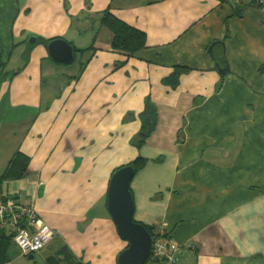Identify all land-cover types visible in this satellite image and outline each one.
<instances>
[{
  "label": "crops",
  "instance_id": "0c3cea01",
  "mask_svg": "<svg viewBox=\"0 0 264 264\" xmlns=\"http://www.w3.org/2000/svg\"><path fill=\"white\" fill-rule=\"evenodd\" d=\"M107 8L145 47L111 48ZM37 37L69 43L58 65L78 54L77 70L50 83L57 63ZM16 153L23 172L2 180ZM136 158L133 220L168 236L177 264H264V0H0V199L54 232L25 258L3 226L0 264H116L127 243L108 183Z\"/></svg>",
  "mask_w": 264,
  "mask_h": 264
},
{
  "label": "water",
  "instance_id": "95a60500",
  "mask_svg": "<svg viewBox=\"0 0 264 264\" xmlns=\"http://www.w3.org/2000/svg\"><path fill=\"white\" fill-rule=\"evenodd\" d=\"M34 37L28 40L30 45ZM50 59L62 65L74 60L72 46L62 39H55L46 46ZM134 175L132 165L115 170L108 183L106 209L113 221L117 235L127 243L126 248L116 257V264H144L150 254L153 238L142 224L133 220V200L129 184ZM31 259V258H30Z\"/></svg>",
  "mask_w": 264,
  "mask_h": 264
},
{
  "label": "built area",
  "instance_id": "2783aa9c",
  "mask_svg": "<svg viewBox=\"0 0 264 264\" xmlns=\"http://www.w3.org/2000/svg\"><path fill=\"white\" fill-rule=\"evenodd\" d=\"M5 225L12 228V241L25 257L38 253L54 238V232L42 221L36 210L17 198L0 199V228ZM182 248L190 249L187 245ZM178 249L172 241L167 242L164 238L153 240L150 251L152 257L148 264H156L158 259L163 264H177L174 254Z\"/></svg>",
  "mask_w": 264,
  "mask_h": 264
},
{
  "label": "trees",
  "instance_id": "16d2710c",
  "mask_svg": "<svg viewBox=\"0 0 264 264\" xmlns=\"http://www.w3.org/2000/svg\"><path fill=\"white\" fill-rule=\"evenodd\" d=\"M240 1L246 2V6H249V7H259L261 5V0H240ZM100 15H101L100 26L106 29L108 32H110L112 36V42H111L112 49L125 52L127 54H133L139 49L145 47L144 33L128 26L127 24H125L124 22L116 18V16L110 13L108 8L102 11ZM53 40H55V38L54 39H42V38L37 37V41L39 43L41 42L45 46H47V44ZM32 47L33 46H29L28 51ZM90 49H92L91 46L88 48V50ZM152 110H153L152 107L149 104H146L143 114L146 115ZM152 126H153V122L150 123L145 120L142 122L141 130L136 135L135 139L132 141L135 144L136 148H139L144 144L145 140L147 139L148 135L150 134L152 130ZM25 161H26L25 157H23L21 154H18V153L14 154L10 158L1 176V179L2 180H15V178L19 177L21 173L23 172V167L26 166ZM130 164L134 167L136 171V169L141 167V165L143 164V159L136 158ZM144 227L147 230V232L152 236L153 240H157L158 238H164L166 239L167 242L171 241L168 239V236L164 235L163 233L159 234L155 232L154 227H147V226H144ZM149 255L150 256L147 257V260L145 261L144 264H148V262L151 260L152 254H149ZM156 262H157L156 264H163V261H160L159 259L156 260ZM53 264H57V263L53 261ZM76 264H82V263L76 262Z\"/></svg>",
  "mask_w": 264,
  "mask_h": 264
},
{
  "label": "rangeland",
  "instance_id": "374dc122",
  "mask_svg": "<svg viewBox=\"0 0 264 264\" xmlns=\"http://www.w3.org/2000/svg\"><path fill=\"white\" fill-rule=\"evenodd\" d=\"M73 36V35H72ZM74 37H76V36H74ZM75 44V43H74ZM78 44V43H77ZM79 45V44H78ZM77 46V45H76ZM84 46H87V44L86 45H84ZM18 53H16L15 55H17ZM86 56V55H85ZM14 62H15V64H14ZM78 62H79V55L77 54L76 55V59H75V62L70 66V67H66V66H62V65H58V64H54V65H52V66H50V67H53V71H52V74L50 75L49 74V76H48V81L50 82V83H54V81L51 79V76H54V78H60L61 77V75L63 74L64 75V73L63 72H66V71H68V72H70V73H73V72H75V70H77L76 68H77V65H78ZM18 63H19V61L17 62V61H15V59L13 58L12 60H11V64L9 65V67H8V70H13V69H15V67H16V65H18ZM21 64H19V66H20ZM46 66V65H45ZM45 66H44V68H45ZM46 68H47V66H46ZM45 70V69H44ZM51 79V80H50ZM62 80L64 81V82H66L65 81V78H62ZM55 81H56V79H55ZM56 84H59V82H57L56 81ZM51 98H53V97H51ZM13 145H14V142H11V145H10V147L9 148H7V150L9 151V150H11L12 148H13ZM56 152V151H55ZM141 173V172H140ZM139 173H136L135 174V176H134V179H133V181H132V183H134V181H136V186H139V181H140V179H141V176L140 175H138ZM101 175H102V173H101ZM23 257H25V256H23ZM25 258H27V257H25Z\"/></svg>",
  "mask_w": 264,
  "mask_h": 264
}]
</instances>
